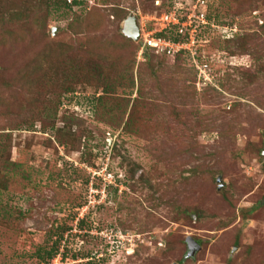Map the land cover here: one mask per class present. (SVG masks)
Returning a JSON list of instances; mask_svg holds the SVG:
<instances>
[{"label": "rangeland", "instance_id": "374dc122", "mask_svg": "<svg viewBox=\"0 0 264 264\" xmlns=\"http://www.w3.org/2000/svg\"><path fill=\"white\" fill-rule=\"evenodd\" d=\"M181 1L0 0V264H264V0L206 86L123 34Z\"/></svg>", "mask_w": 264, "mask_h": 264}, {"label": "built area", "instance_id": "2783aa9c", "mask_svg": "<svg viewBox=\"0 0 264 264\" xmlns=\"http://www.w3.org/2000/svg\"><path fill=\"white\" fill-rule=\"evenodd\" d=\"M67 1L70 4L72 0ZM210 7L209 0H183L174 6L170 5L168 11H165L159 19H153L161 26L160 30L149 32L141 30L139 55L143 56L149 51L169 57L188 55L194 61L203 85H209L212 79L211 68L198 60L200 48L210 43L204 33L205 30L217 31L226 37H230L229 33L238 32L237 29L217 27L214 19L209 17ZM230 64L235 65L233 62Z\"/></svg>", "mask_w": 264, "mask_h": 264}, {"label": "trees", "instance_id": "16d2710c", "mask_svg": "<svg viewBox=\"0 0 264 264\" xmlns=\"http://www.w3.org/2000/svg\"><path fill=\"white\" fill-rule=\"evenodd\" d=\"M151 1L154 2L155 0H151ZM229 1L232 2L233 4H236L232 0H229ZM62 2H63L64 7H67V8H70V9L73 8L74 6L75 7L79 6L78 3H76V2L73 5H68L67 4V0H62ZM240 3L241 2H238L237 4H240ZM168 9H169V6H167V8H165L163 11H167ZM234 12H236V11H233V13L232 12L229 13V15H228L229 17H227L228 19H226V15H224V18H223V16L221 17V15H219L218 13L215 12V10L212 8V5H211L209 17H210V19H214L215 24H216L217 27H220V28L228 27L231 30H233V29H237L238 30L237 33H234V34L233 33H229L230 37H226V36L218 33L217 31H210V30L206 29L204 33L206 34V36L210 40V44L211 45H213V42L215 43V41H214V37L215 36L223 44L232 43L236 38L239 37V34H240V29H239V24H238L239 17L236 15V13L234 14ZM162 37H167V36L166 35H162ZM140 46H141L140 44L136 45V53H138V51L140 49ZM149 54H150V52L145 53L144 56L148 57ZM177 56H179V55H177ZM180 56L187 57L189 60H191V58L188 55H180ZM174 57L176 58V56H172V58H174ZM52 257H53V254H50L49 258H52Z\"/></svg>", "mask_w": 264, "mask_h": 264}, {"label": "water", "instance_id": "95a60500", "mask_svg": "<svg viewBox=\"0 0 264 264\" xmlns=\"http://www.w3.org/2000/svg\"><path fill=\"white\" fill-rule=\"evenodd\" d=\"M123 34L135 43H139L141 37V28L139 26L138 19L135 15H130L123 22ZM218 182H221V179H219ZM186 244L188 248V258L195 256V254L201 250L200 245L191 237H188L186 239Z\"/></svg>", "mask_w": 264, "mask_h": 264}]
</instances>
